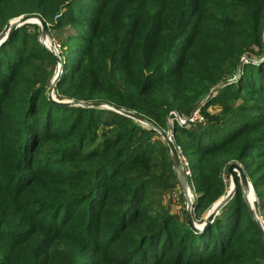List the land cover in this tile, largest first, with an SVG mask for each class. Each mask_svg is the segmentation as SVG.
Listing matches in <instances>:
<instances>
[{"label": "trees", "instance_id": "obj_1", "mask_svg": "<svg viewBox=\"0 0 264 264\" xmlns=\"http://www.w3.org/2000/svg\"><path fill=\"white\" fill-rule=\"evenodd\" d=\"M22 14L75 29L57 100L101 101L162 130L172 119L197 225L233 161L264 223V0H0L1 29ZM23 25L0 44V264H264L238 178L204 229L154 211L165 141L113 109L50 100L37 62L56 58ZM196 106L202 120L188 125L169 114Z\"/></svg>", "mask_w": 264, "mask_h": 264}, {"label": "water", "instance_id": "obj_2", "mask_svg": "<svg viewBox=\"0 0 264 264\" xmlns=\"http://www.w3.org/2000/svg\"><path fill=\"white\" fill-rule=\"evenodd\" d=\"M32 20H35L36 23L41 26V38L43 40L49 39V33H48L47 25H46L45 21L40 16H33V15H24L23 16V15H21V16L17 17L16 19H14L12 24L8 26L4 37L0 39V41H3L0 44L7 42L9 40L12 32L16 28H18L19 26L23 25L24 23H35V22H32ZM54 55H55V58L58 62V71H57L56 75L53 77L51 84H50L48 91H47V97L50 100H53V101L60 103V104H67V105H81V106H86V107L102 106V107L110 108V109H113V110H115V111L129 117V118H132L136 121H139L140 123H143V124L153 128V129H155L160 134V136L165 141V143H166V145H167V147L171 153V157H172V160L174 163V168H175L180 186H181V188L185 194V197H186V208H185V210H186V216H187V223L193 230L197 231V230L202 229V228L204 229L211 223L214 216L219 212V210L233 196L235 189H236V186H237V178H238L239 185H240L241 192H242V196H243L244 202L247 206L249 215H250L251 219L253 220L259 234L261 235V237L264 241V223H263L261 217L256 212L253 204L250 203L248 198H247L246 189L248 188V185H251V184L248 181V178L246 176V173H245L242 165H240L238 162H235V161L231 162L228 165L227 173L230 177V180L232 181L231 189L225 195L221 196L217 201H215L212 204V206L207 211V213L204 217V222L201 225H197L193 219L194 207L192 205L191 192H190V189L188 186L187 178L184 174L181 159H180L179 153L177 151L176 145H175L174 141L172 140V129H171V125L169 124V117L167 118L166 130H162V129L158 128L157 126H155L152 122L148 121L142 115H139L133 111H128V110H125L122 108L114 107L110 104H107V103H104L101 101L75 102L72 100H57L53 96V91H54V88L56 85L57 78L59 77L60 72L62 70V68H61L62 63H61L60 57L56 54H54ZM220 83H218L217 85H219ZM251 188H252V185H251Z\"/></svg>", "mask_w": 264, "mask_h": 264}, {"label": "rangeland", "instance_id": "obj_3", "mask_svg": "<svg viewBox=\"0 0 264 264\" xmlns=\"http://www.w3.org/2000/svg\"><path fill=\"white\" fill-rule=\"evenodd\" d=\"M22 15L23 16L24 15L39 16L38 14H22ZM19 16H21V15H19ZM19 16H17V17H19ZM17 17L10 19L2 29L0 28V39L4 37L8 26L11 25L13 20L16 19ZM34 22L35 23H25L23 25L25 27V31H27V35L30 36L36 42L40 43L45 48H47L50 52H51V50H50L51 46H50L49 42H54V43L60 45V44H62V42L65 39H67L68 35H72L75 33V29L72 26H62L57 31L56 30L53 31L50 29V27H49L50 22L48 21L45 23H46L47 28H48L49 39L43 40L41 38V26L39 24H37L36 21H34ZM60 50H61V48H60ZM54 54H56V53H54ZM58 56L60 57V54ZM54 57H55V55H54ZM37 63L40 65V67L44 68V70L50 75V81H52L53 77L56 75V73L58 71L57 60L52 61V62L38 61ZM55 95L56 94H55V88H54V91H53L54 98H56ZM63 100H66V99H63ZM196 108H198V107L196 106L194 109H196ZM220 109H221L220 106L215 105V107L213 109H211V111L212 110L213 111H220ZM176 116H174V118H176ZM171 123H172V119L169 118V124H171ZM172 140H173V138H172ZM171 159H172V157H171V153L169 150L164 151L163 155L160 154V155L155 156V158H153V161H155L154 162L155 164H154V167L151 168V175L154 178L153 184L155 186L152 188L153 196H151L150 201H151L152 207L154 208V211L170 210L173 212H179L180 217L184 219V211H185L184 209L186 208V198H185L184 194L182 193L181 188L179 187V184L176 182L175 178L170 179L171 177H174L172 174V169H171V167H174V166L172 163L173 160H171ZM174 170H175V168H174ZM175 173H176V171H175ZM223 177H224V181H225V184L223 183V187H224V192L226 194L231 189L232 184H231L230 177H227L225 175H223ZM186 178H187V176H186ZM187 182H188V179H187ZM250 184H251V182H250ZM251 185H250V187H251ZM259 190L264 192V185L259 187ZM190 192H191V199H193V192L191 190H190ZM249 195L251 196L250 201L254 206V202L257 201V196H256V193L254 192L253 187L250 188Z\"/></svg>", "mask_w": 264, "mask_h": 264}, {"label": "built area", "instance_id": "obj_4", "mask_svg": "<svg viewBox=\"0 0 264 264\" xmlns=\"http://www.w3.org/2000/svg\"><path fill=\"white\" fill-rule=\"evenodd\" d=\"M49 43H50V46H51V49H50L51 52L52 53L54 52L57 55H59L60 52H61L60 45L56 44L54 42H49ZM169 114H172L174 116L177 115L174 111H170ZM175 119H176V121L179 124L188 125L189 122L193 123V122H198V121L202 120V117L199 115V108H196L190 113V115L188 117H180V116L177 115ZM176 148H177V151H178L180 159H181V163H182L184 174H185V176H190V170H189L188 162H187L186 158L184 157V155L181 153V149L178 146H176Z\"/></svg>", "mask_w": 264, "mask_h": 264}, {"label": "crops", "instance_id": "obj_5", "mask_svg": "<svg viewBox=\"0 0 264 264\" xmlns=\"http://www.w3.org/2000/svg\"><path fill=\"white\" fill-rule=\"evenodd\" d=\"M178 181H179V180H178ZM188 186H189V189L191 190L189 183H188ZM179 187L181 188L180 183H179ZM181 191H182V193L184 194L182 188H181ZM184 196H185V194H184ZM185 198H186V197H185ZM184 210H185V209H184ZM169 211H170V210H169ZM170 212L175 213L180 219H183V218L180 217L179 212H173V211H170ZM185 214H186V210H185ZM185 214H184V215H185Z\"/></svg>", "mask_w": 264, "mask_h": 264}, {"label": "bare ground", "instance_id": "obj_6", "mask_svg": "<svg viewBox=\"0 0 264 264\" xmlns=\"http://www.w3.org/2000/svg\"><path fill=\"white\" fill-rule=\"evenodd\" d=\"M35 20H32V22H34ZM231 184H232V181H231ZM232 186V185H231ZM250 185H248V188L246 189V194H247V198H248V200H249V202L251 203V201H250V195H249V192H250Z\"/></svg>", "mask_w": 264, "mask_h": 264}, {"label": "snow or ice", "instance_id": "obj_7", "mask_svg": "<svg viewBox=\"0 0 264 264\" xmlns=\"http://www.w3.org/2000/svg\"><path fill=\"white\" fill-rule=\"evenodd\" d=\"M3 41H0V43H2Z\"/></svg>", "mask_w": 264, "mask_h": 264}]
</instances>
